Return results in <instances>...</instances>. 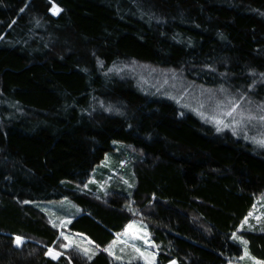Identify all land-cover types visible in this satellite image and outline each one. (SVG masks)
I'll return each instance as SVG.
<instances>
[{
	"label": "trees",
	"instance_id": "16d2710c",
	"mask_svg": "<svg viewBox=\"0 0 264 264\" xmlns=\"http://www.w3.org/2000/svg\"><path fill=\"white\" fill-rule=\"evenodd\" d=\"M192 87L263 110L264 0H0V264H146L110 249L133 222L156 264H264V128Z\"/></svg>",
	"mask_w": 264,
	"mask_h": 264
},
{
	"label": "rangeland",
	"instance_id": "374dc122",
	"mask_svg": "<svg viewBox=\"0 0 264 264\" xmlns=\"http://www.w3.org/2000/svg\"><path fill=\"white\" fill-rule=\"evenodd\" d=\"M55 12L56 11L54 10V13ZM137 73L143 76H147L153 88L170 90L175 94H177L179 91L187 90L185 89V87L179 85L181 82H177V78L175 79L169 74H164L163 72L143 67H137ZM211 91L212 90L202 87H192L190 88V93L186 92L188 98H186L185 100L196 107L195 111H201V113L198 112L197 114L206 119L208 122L219 126L220 128H229L235 125H240L238 127H241V125L245 126L252 123H260V125L264 128V108L262 111L260 110L261 108L256 109L257 114L254 115L245 108L246 106L244 107L242 105H239L235 100L232 99V97L221 95L219 97L218 94H213ZM179 106L185 107L186 103L181 102L179 103ZM262 134H264V131L262 132ZM110 158L111 155H107L108 164ZM110 165L111 164H109V166ZM66 204L67 203H58L57 205L65 206ZM48 205L49 204H40L39 208L44 211L50 212L53 210V208L51 205ZM257 206L258 204L254 207L249 218L252 217V219H254L256 222H260L263 219V213L259 210L260 208H257ZM66 209L68 210L70 209V207H67ZM57 215H55L53 219H58ZM249 218H247L246 223ZM63 223H65V221H63ZM143 227V225L136 222L129 223L121 233L116 235L117 243H113L110 249L111 252L113 251L114 253L117 250L116 254L119 253L121 256L120 258H118L120 261H127L128 257L132 259V254H135L138 255L139 258H141L146 264H156L157 247L152 240L149 232ZM73 238V236L67 237L69 244L73 243ZM234 239L244 247V255L237 260L238 264H263L261 261L255 259L250 255V253L248 252V245L245 241L240 240L236 237H234ZM50 252L51 254H53V256H55L53 250H51Z\"/></svg>",
	"mask_w": 264,
	"mask_h": 264
},
{
	"label": "snow or ice",
	"instance_id": "6c2138e0",
	"mask_svg": "<svg viewBox=\"0 0 264 264\" xmlns=\"http://www.w3.org/2000/svg\"><path fill=\"white\" fill-rule=\"evenodd\" d=\"M230 114V113H229ZM17 241L19 242V238H17Z\"/></svg>",
	"mask_w": 264,
	"mask_h": 264
}]
</instances>
